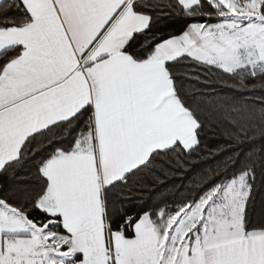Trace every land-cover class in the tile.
<instances>
[{"label": "snow or ice", "instance_id": "snow-or-ice-1", "mask_svg": "<svg viewBox=\"0 0 264 264\" xmlns=\"http://www.w3.org/2000/svg\"><path fill=\"white\" fill-rule=\"evenodd\" d=\"M150 10L184 26L134 47ZM213 77L264 90V0H0V264H264V147L238 150L264 141V96L213 95ZM206 124L233 155L116 223L113 190L198 156Z\"/></svg>", "mask_w": 264, "mask_h": 264}, {"label": "trees", "instance_id": "trees-1", "mask_svg": "<svg viewBox=\"0 0 264 264\" xmlns=\"http://www.w3.org/2000/svg\"><path fill=\"white\" fill-rule=\"evenodd\" d=\"M166 2V0H164ZM154 23L150 32L145 35L138 36L133 42L134 47H139L144 43L146 36L175 33L184 26V18L173 13L171 16L165 10L164 15L152 13ZM159 17V18H157ZM178 72L183 73L190 71L184 64L176 65ZM178 82H180L178 80ZM212 94L234 96L236 99L252 101L259 105L258 97L264 96V90L256 88L255 90L234 91L223 87L215 77L211 84ZM251 89V85H249ZM184 89L191 94L192 85L185 82ZM235 146H231L227 142V138L223 135L220 127L212 124H206L205 129L201 132V145L198 149L199 155L193 154L191 158L180 157L177 161L173 156L158 158L156 167L151 173H138L135 177H130L128 187L118 186L109 197L110 211H114L115 222L120 223L119 216L121 214L135 215L142 207H151L161 201L171 203L178 200L184 195L190 194V190L195 188L196 181H199L205 174H211L216 170L218 165H222L227 161L229 156L233 155L230 150ZM264 147V141L257 139L254 143H246L241 145L238 150H242L245 155L249 152L259 154L261 148ZM180 161H183L181 166ZM21 175H24L22 172ZM10 183L9 177L0 174V186H6ZM264 211V174L257 168L256 180L252 189V201L249 204V214L258 216Z\"/></svg>", "mask_w": 264, "mask_h": 264}]
</instances>
